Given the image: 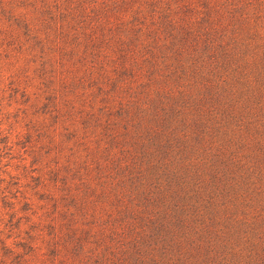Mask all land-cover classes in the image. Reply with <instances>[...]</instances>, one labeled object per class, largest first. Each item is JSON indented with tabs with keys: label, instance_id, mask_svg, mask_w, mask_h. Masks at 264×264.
Segmentation results:
<instances>
[{
	"label": "rangeland",
	"instance_id": "obj_1",
	"mask_svg": "<svg viewBox=\"0 0 264 264\" xmlns=\"http://www.w3.org/2000/svg\"><path fill=\"white\" fill-rule=\"evenodd\" d=\"M0 264H264V0H0Z\"/></svg>",
	"mask_w": 264,
	"mask_h": 264
}]
</instances>
